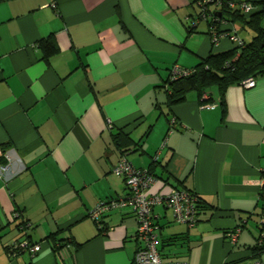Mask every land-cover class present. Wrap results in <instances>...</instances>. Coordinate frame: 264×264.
Returning a JSON list of instances; mask_svg holds the SVG:
<instances>
[{
	"label": "crops",
	"instance_id": "crops-1",
	"mask_svg": "<svg viewBox=\"0 0 264 264\" xmlns=\"http://www.w3.org/2000/svg\"><path fill=\"white\" fill-rule=\"evenodd\" d=\"M239 1L252 5L236 9L245 21L264 2ZM199 13L198 0L0 3V149L11 157L0 176V264H132V212L104 215L103 229L89 217L99 202L127 195L112 174L123 150L154 175L148 195L179 188L201 201L192 228L153 208L163 260L264 264L256 250L264 247V75L223 96L213 86L167 102L172 68L235 47L214 45ZM228 24L251 42L244 21ZM48 38L57 52L46 57L38 44ZM24 239L40 246L36 256L9 251Z\"/></svg>",
	"mask_w": 264,
	"mask_h": 264
},
{
	"label": "built area",
	"instance_id": "built-area-1",
	"mask_svg": "<svg viewBox=\"0 0 264 264\" xmlns=\"http://www.w3.org/2000/svg\"><path fill=\"white\" fill-rule=\"evenodd\" d=\"M200 13L198 20H204L211 27L212 43L217 45L220 40L227 39L235 47L243 46L244 43L233 29H224L229 25L221 18V9L226 7L230 10L239 8L243 13H249L252 5L239 0H198ZM197 21L191 22V29ZM193 73L192 69L172 68L170 79L185 77ZM256 78L250 77L243 80L240 85L244 88H251L255 85ZM209 108L213 109L214 105ZM0 158L6 163L0 165V176L9 169L11 157L8 153L0 149ZM112 174L124 179L127 195L121 198L99 202L90 212L89 217L101 225L99 219L113 211L128 208L137 220L135 240L137 249L134 254V264H188L184 261H165L161 258L158 249L157 227L154 223L153 208L157 205H163L171 211L173 221L176 224L192 228L197 223V197L193 192L173 188L168 194L163 196H150L147 194L148 189L155 182L154 175L148 170L137 169L123 154L118 163L112 168ZM264 222V218H263ZM29 223H24L23 229L29 228ZM239 233V229L229 235L232 241ZM20 251H28L32 257L40 251V246L31 244L28 239H24L14 244L9 249L14 254ZM234 264H261L260 262H237Z\"/></svg>",
	"mask_w": 264,
	"mask_h": 264
},
{
	"label": "trees",
	"instance_id": "trees-1",
	"mask_svg": "<svg viewBox=\"0 0 264 264\" xmlns=\"http://www.w3.org/2000/svg\"><path fill=\"white\" fill-rule=\"evenodd\" d=\"M8 1L12 0H0V3ZM261 6V10L250 14L248 21H245L236 10H230L226 7L221 9L222 19L231 24L237 20L244 21L246 26L255 34L254 37L250 43H244L243 46L234 47L226 53L208 56L192 69L193 73L185 77L171 80L169 75L165 81L169 106L183 102L185 96L192 91L204 93L213 86L217 87L223 96L227 87L240 84L250 77L257 78L264 75V28L261 26V21L264 18V2ZM38 46L43 50L46 57L57 52L52 38L42 40ZM125 153L127 150L122 151V155ZM196 197L199 213L203 207L199 197L197 195ZM263 249L264 247L256 248L260 251ZM132 264H134V260Z\"/></svg>",
	"mask_w": 264,
	"mask_h": 264
},
{
	"label": "rangeland",
	"instance_id": "rangeland-1",
	"mask_svg": "<svg viewBox=\"0 0 264 264\" xmlns=\"http://www.w3.org/2000/svg\"><path fill=\"white\" fill-rule=\"evenodd\" d=\"M243 35V34H242Z\"/></svg>",
	"mask_w": 264,
	"mask_h": 264
}]
</instances>
